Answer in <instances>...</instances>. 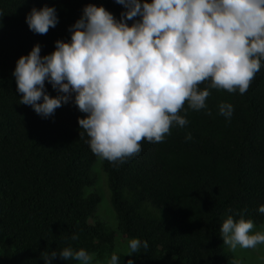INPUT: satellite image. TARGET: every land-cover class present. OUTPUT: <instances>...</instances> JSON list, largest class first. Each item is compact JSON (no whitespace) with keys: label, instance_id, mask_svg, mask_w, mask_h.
<instances>
[{"label":"trees","instance_id":"obj_1","mask_svg":"<svg viewBox=\"0 0 264 264\" xmlns=\"http://www.w3.org/2000/svg\"><path fill=\"white\" fill-rule=\"evenodd\" d=\"M89 3L117 20L126 11L115 0H0V264H45L51 251L50 264H79L60 258L66 247L95 254L94 264L114 252L120 264H241L220 225L229 215L264 223V61L246 93L209 89L205 109L185 104L180 112L186 126L173 124L163 142L145 140L138 155L113 163L90 150L78 124L86 114L72 99L43 117L20 103L13 76L34 45L44 56L57 40L70 42ZM45 6L58 23L40 35L26 16ZM45 90L63 95L48 81ZM221 103L233 106L230 120L219 114ZM97 184L108 190L112 226L96 212ZM132 238L149 247L129 257Z\"/></svg>","mask_w":264,"mask_h":264},{"label":"clouds","instance_id":"obj_2","mask_svg":"<svg viewBox=\"0 0 264 264\" xmlns=\"http://www.w3.org/2000/svg\"><path fill=\"white\" fill-rule=\"evenodd\" d=\"M115 2L126 9L119 20L104 7L87 4L71 26L70 42L57 40L44 56L34 45L17 60L13 76L20 103L43 117L72 99L86 114L78 124L92 153L123 163L141 152L143 141L161 143L173 124L186 126L180 112L185 104L205 109L209 89L248 91L264 61V0ZM26 23L45 35L58 23L56 10L33 8ZM45 81L63 95L50 97ZM205 81L210 83L201 90ZM233 111L229 103L219 105L228 120ZM191 138V133L185 137ZM258 211L264 214V205ZM254 227L243 215L238 220L229 215L220 225L223 244L232 251L264 244V232ZM148 247L147 241L132 238L126 255ZM56 256V251L45 253V264ZM59 256L79 264L95 261V254L82 248L66 247ZM107 264H120V256L112 253Z\"/></svg>","mask_w":264,"mask_h":264},{"label":"rangeland","instance_id":"obj_3","mask_svg":"<svg viewBox=\"0 0 264 264\" xmlns=\"http://www.w3.org/2000/svg\"><path fill=\"white\" fill-rule=\"evenodd\" d=\"M104 188L105 190H102L98 184L95 187L96 191L100 194V202L96 212L108 226H112L113 212L109 204V193L105 185ZM103 191H105L106 194ZM253 231L264 232V223L255 226ZM225 247L239 259L241 264H264V244L257 245L255 248H240L238 246L235 251L230 250L226 245Z\"/></svg>","mask_w":264,"mask_h":264}]
</instances>
